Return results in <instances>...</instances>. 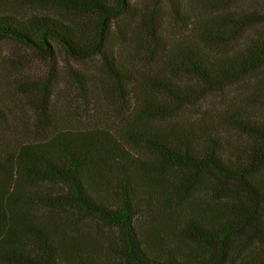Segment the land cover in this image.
<instances>
[{"label":"trees","instance_id":"16d2710c","mask_svg":"<svg viewBox=\"0 0 264 264\" xmlns=\"http://www.w3.org/2000/svg\"><path fill=\"white\" fill-rule=\"evenodd\" d=\"M255 1L0 0V264H264Z\"/></svg>","mask_w":264,"mask_h":264},{"label":"rangeland","instance_id":"374dc122","mask_svg":"<svg viewBox=\"0 0 264 264\" xmlns=\"http://www.w3.org/2000/svg\"><path fill=\"white\" fill-rule=\"evenodd\" d=\"M146 1L147 0H134V4L141 7ZM234 2L236 7H250L256 3L255 0H234ZM65 60L64 57H61V61L65 62ZM7 64L17 66L18 69L24 71L25 76L32 78H39L41 75L46 76L49 73V69H45V65L37 60L32 52L15 43L4 42L0 46V69H5L4 67H6ZM89 65H91V63H88L86 66ZM7 74L8 76L11 75L10 72H7ZM21 75L23 76V74ZM11 76L16 77L13 74Z\"/></svg>","mask_w":264,"mask_h":264}]
</instances>
